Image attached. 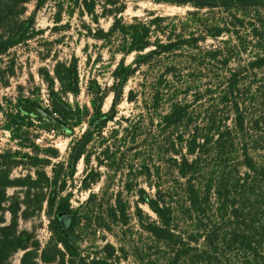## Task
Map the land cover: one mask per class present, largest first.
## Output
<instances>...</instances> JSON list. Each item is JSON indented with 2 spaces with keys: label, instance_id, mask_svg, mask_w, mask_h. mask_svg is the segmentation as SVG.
<instances>
[{
  "label": "trees",
  "instance_id": "obj_1",
  "mask_svg": "<svg viewBox=\"0 0 264 264\" xmlns=\"http://www.w3.org/2000/svg\"><path fill=\"white\" fill-rule=\"evenodd\" d=\"M132 1L188 10L127 20ZM51 2L56 24L64 12L88 16V37L120 60L110 89H88L92 113L67 100L81 94L78 59L57 62L54 75L40 70L52 102L51 110L43 108L72 136L85 128L70 144L67 177L61 162L53 176L45 170L58 151L49 157L24 151L38 146L27 143L32 115L21 107L42 106L19 100L17 113L6 116L20 150L0 153V264H12L19 252L21 264H108L117 248L107 244L103 260H90L80 251L87 241L78 229L130 228L133 215L149 237L135 264H264V0H0V77L15 75L14 61L3 58L36 38L35 16ZM29 4L35 10L26 17ZM101 19L110 22L108 30ZM140 74L139 90L127 96L140 115L119 116L125 88ZM80 162L86 189L101 180V168L107 182L105 211L94 205L85 217L64 193ZM20 167L33 173L13 177ZM124 193L135 194L133 203ZM45 203L52 235L42 247L20 222L36 217ZM125 248L119 250L123 259Z\"/></svg>",
  "mask_w": 264,
  "mask_h": 264
},
{
  "label": "rangeland",
  "instance_id": "obj_2",
  "mask_svg": "<svg viewBox=\"0 0 264 264\" xmlns=\"http://www.w3.org/2000/svg\"><path fill=\"white\" fill-rule=\"evenodd\" d=\"M26 17H30L35 10L34 4H29ZM188 8L174 7L163 4H155L145 1H132L129 3V8L125 13V18L130 20L134 16L145 17L147 12L154 11L158 14L184 15ZM69 11V10H66ZM57 12V6L54 2L49 3L45 8L40 10L35 16V30L38 35L35 39L29 41L25 45H20L14 48L8 55L3 58L4 64H8L11 60L15 63V75L7 78L0 77V153L12 150H20L17 141L13 140L11 131L5 128L6 116L17 113L19 107V100H30L33 103L41 105L42 107L51 110L52 102L46 82L40 74L41 69H45L51 75H54L53 70L57 62H64L69 64L75 58L78 59V66L81 76V94L78 98L73 96L67 97V100L75 105L78 104L85 111L92 113V97L88 89L93 87L96 89L97 85L104 90H108L114 84L112 72L116 68V64L120 60V56L116 59L112 58L108 50L103 48L101 42H97L88 37L84 24H90L91 20L88 16L81 17L79 12H75V16L69 17L67 12L63 13V20L60 24L54 22V17ZM100 26L106 30L110 27V22L105 19L100 20ZM58 27H65L58 28ZM96 29L97 26L94 24ZM133 57L127 58V63H131ZM142 75H137L131 79L124 91V99L118 107V115L131 117L140 115L139 106L127 101V96L130 90H139V82ZM9 81L5 86V81ZM58 87V86H57ZM112 95L106 99L103 111L107 112L112 105ZM26 131L28 132L27 143L35 142L38 146L33 150H24L31 152L32 156L38 153L41 157H49V151H58V158H51V166L46 167V172L53 176L52 169L58 163H64L65 169L63 177H67L69 170V153L70 144L76 138L82 135L85 128H77L75 134L72 136L70 132H65L55 126H49V121L38 120L35 116H31L28 121ZM53 165V166H52ZM33 173L29 167H20L14 170L13 177H20ZM102 178L98 183L92 185L90 189L85 188L84 178L86 176V166L80 162L76 168L74 178L68 180L65 194L71 193V204L75 209H80V216L84 215L91 208L96 206L100 208L103 204V211H105V191L106 178L105 169L101 168ZM69 179V178H67ZM115 187V186H114ZM115 190H110V193ZM15 189L8 191L9 195H13ZM93 202L88 204L89 200ZM124 197L130 200L131 203L136 199L135 194L124 193ZM144 210L153 215L151 211L144 207ZM100 211V210H99ZM48 204L43 205L40 213L29 221L20 222L22 230L34 231L36 237L45 247L51 239L50 218L48 216ZM134 210H132V213ZM105 214V213H104ZM96 215L100 216V213ZM91 216V215H90ZM102 216V215H101ZM8 220L10 216L7 215ZM129 229V230H127ZM129 231L127 235L125 232ZM78 235L87 242H80L79 247L85 256L91 257L90 260L99 256L104 259L106 254L104 249L107 244L113 245L117 248L116 256L108 261V264H135V255L145 247L149 242V237L142 233L140 226L132 217V222L129 227H115L112 232H106L101 228H92L85 231L83 224L78 229ZM121 246L126 247L127 259H123V253L120 250ZM64 251L65 248L60 246ZM137 250V251H136ZM23 252L17 253L12 259V264H21V257ZM117 257V258H116ZM119 258V259H118Z\"/></svg>",
  "mask_w": 264,
  "mask_h": 264
},
{
  "label": "water",
  "instance_id": "obj_3",
  "mask_svg": "<svg viewBox=\"0 0 264 264\" xmlns=\"http://www.w3.org/2000/svg\"><path fill=\"white\" fill-rule=\"evenodd\" d=\"M23 113L33 115L35 117L44 118L49 121L53 126L64 131H68L53 115L47 112L43 107L26 103L21 107Z\"/></svg>",
  "mask_w": 264,
  "mask_h": 264
}]
</instances>
